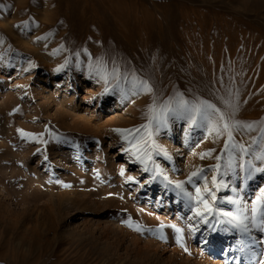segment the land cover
<instances>
[{
  "label": "rangeland",
  "instance_id": "374dc122",
  "mask_svg": "<svg viewBox=\"0 0 264 264\" xmlns=\"http://www.w3.org/2000/svg\"><path fill=\"white\" fill-rule=\"evenodd\" d=\"M0 4L11 5L0 8V264H225L239 255L224 254L237 238L232 235L216 234L215 243L205 247L201 233L186 228L191 213L158 183H144L148 174L120 151L122 142L112 129L142 123L149 98L122 104L118 97H100L103 85L88 78L86 67L78 70L75 58L64 72H55L69 53L53 52L64 45L81 51L85 61L84 48L93 57L123 58L152 76L165 95L178 86L208 96L213 85L221 87L217 81L223 77L224 85L239 91L240 118L259 120L264 118V0ZM24 20H30L29 30L16 27ZM48 33L47 40L36 39ZM29 60L36 67L25 71ZM185 127L177 121L159 137L173 160L157 159L176 179H184L194 165L215 163L192 154L204 133L194 130L188 146ZM18 129L44 133L48 143L22 139ZM49 131L62 139H53ZM242 139L250 142L248 136ZM222 147V141L209 138L195 152ZM129 175L144 187L127 183ZM259 185L264 176L251 182L247 198ZM129 216L146 228L161 223L185 227L188 251L171 228L161 239L159 233L128 227L123 221Z\"/></svg>",
  "mask_w": 264,
  "mask_h": 264
},
{
  "label": "snow or ice",
  "instance_id": "6c2138e0",
  "mask_svg": "<svg viewBox=\"0 0 264 264\" xmlns=\"http://www.w3.org/2000/svg\"><path fill=\"white\" fill-rule=\"evenodd\" d=\"M9 7L11 5L0 4V8ZM16 27L29 30L31 22L24 20ZM51 35L52 33H48L45 36H37L36 39L47 40ZM3 42L0 38V44ZM60 51L68 52L69 55L54 71L64 72L73 65L75 58V67L78 70L84 71L86 67L88 78L103 85L100 97H118L122 104L135 103L136 99L142 96L149 98L142 113V123L130 128H114L112 131L122 142L120 151L126 153L132 163L138 164L142 173L148 174L144 183H158L165 195L173 194L175 202L182 204L183 208L191 213L185 222L187 230L193 234L200 232L201 243L205 247H211L215 243L216 234L237 237L234 245L224 249V254L227 256L229 252H233L239 255H232L230 260L226 259L225 264H242V259L243 264H264V239L254 235L260 233L264 237V185H259L255 194L250 199L247 198L251 182L264 176V118H240L239 91L224 85L221 77L217 81L221 87L213 85L208 96L191 89L181 90L178 86H173L172 92L165 95L158 92L152 76L143 74L134 64L123 58L107 54L93 57L92 53L84 48L82 52L87 57L85 61L81 60V51L73 53L64 45L55 49L53 54ZM152 60L155 64L157 57L153 56ZM27 64L25 71L36 67L32 60ZM177 121H183L186 125L183 134L185 145H191V133L194 130L199 129L204 133L202 140L192 148V154L199 155L201 160H215L214 164L206 167L194 165L184 179L174 178L157 159L163 157L167 161L173 160V155L159 142V137L162 133L170 132ZM17 131L22 139L48 143V140L44 139V133H32L23 129ZM48 134L57 141L62 139L50 131ZM243 136H248L250 142H243ZM209 138H212L213 143L222 141L223 147L219 151L216 148H208L196 153L195 148ZM44 159L47 160L48 157L45 156ZM95 171L99 178V170ZM120 175H125L123 166ZM228 177H231V180ZM126 182L144 187V183L131 175L126 177ZM225 190L231 194L218 195ZM123 223L138 232L147 231L153 235L159 233L161 239L167 238L164 229L171 228L175 233L176 242L188 251L185 244V227L175 223H161L157 228H146L131 216Z\"/></svg>",
  "mask_w": 264,
  "mask_h": 264
}]
</instances>
